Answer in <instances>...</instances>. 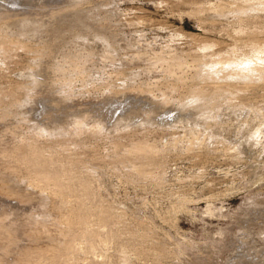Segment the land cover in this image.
Listing matches in <instances>:
<instances>
[{
	"label": "rangeland",
	"instance_id": "rangeland-1",
	"mask_svg": "<svg viewBox=\"0 0 264 264\" xmlns=\"http://www.w3.org/2000/svg\"><path fill=\"white\" fill-rule=\"evenodd\" d=\"M0 264H264V0H0Z\"/></svg>",
	"mask_w": 264,
	"mask_h": 264
},
{
	"label": "bare ground",
	"instance_id": "bare-ground-1",
	"mask_svg": "<svg viewBox=\"0 0 264 264\" xmlns=\"http://www.w3.org/2000/svg\"><path fill=\"white\" fill-rule=\"evenodd\" d=\"M72 250V249H71Z\"/></svg>",
	"mask_w": 264,
	"mask_h": 264
}]
</instances>
